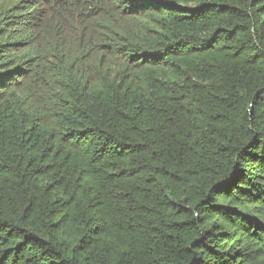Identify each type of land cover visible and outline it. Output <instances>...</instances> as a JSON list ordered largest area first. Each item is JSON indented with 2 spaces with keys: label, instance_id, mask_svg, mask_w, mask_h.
I'll return each mask as SVG.
<instances>
[{
  "label": "trees",
  "instance_id": "1",
  "mask_svg": "<svg viewBox=\"0 0 264 264\" xmlns=\"http://www.w3.org/2000/svg\"><path fill=\"white\" fill-rule=\"evenodd\" d=\"M0 264H264V0H0Z\"/></svg>",
  "mask_w": 264,
  "mask_h": 264
}]
</instances>
